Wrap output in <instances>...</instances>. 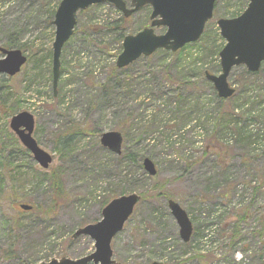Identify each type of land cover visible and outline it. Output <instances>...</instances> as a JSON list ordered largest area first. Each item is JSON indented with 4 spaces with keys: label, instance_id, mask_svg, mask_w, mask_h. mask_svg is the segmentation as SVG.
<instances>
[{
    "label": "rangeland",
    "instance_id": "rangeland-1",
    "mask_svg": "<svg viewBox=\"0 0 264 264\" xmlns=\"http://www.w3.org/2000/svg\"><path fill=\"white\" fill-rule=\"evenodd\" d=\"M60 2L0 0V48H7V42L15 39L28 58L17 76L0 80V147L4 148L5 159L9 156V164L0 168V250L7 251L15 240L11 248L15 255H1L0 264H38L93 253L91 238L72 239V235L101 220L103 202L132 193L144 198L124 230L112 240L117 264H264V170L259 158L263 155L258 152L263 147L252 145L251 140H240L234 133L239 128L233 125L229 127L231 131L217 132L218 126L224 127L230 119L219 123V100L212 85L201 78L192 80L199 83L198 91L193 93L194 101L185 102L193 116L184 122L165 97H159L162 92L155 87L159 80L153 83L148 73H157L162 63H168L164 55L154 54L152 59L140 58L130 70L141 76L143 87L122 100V108L134 115L138 128L136 138L123 151L125 157L135 153L141 166L144 158L151 159L157 175L149 177L138 165L120 163L100 144L101 135L119 122L111 107L104 109L100 86L108 84L122 47L115 39V31L93 36L98 43L105 41L106 50L88 45L84 37L92 33V28H104L111 22L126 29V35H134L149 26L151 10L142 9L127 23L120 22L122 13L110 4L79 12L78 37H72L62 50L61 75L54 96L52 46L56 29L52 22ZM247 5L245 0H220L204 39L191 51H185V63L199 59L203 71L220 73L219 52L226 42L217 21L240 15ZM156 32L163 33L161 29ZM229 83L236 95L223 104L227 115H234L235 121L245 122L254 134L264 138V102L255 105L248 100L255 97L257 103L262 101L264 65L254 76L248 75L244 67L234 68ZM199 95L210 112L208 123L199 115L195 100ZM249 109L254 110L241 115ZM21 112L34 116V138L53 156L47 170L34 161L10 129L11 117ZM66 123L77 127L87 123L93 128L89 136L67 152L58 140ZM250 151L256 154L250 156ZM55 170L61 177L62 197L57 196L53 180H49ZM254 198L257 202L245 222L241 218L249 204L246 200ZM168 199L179 203L193 222L188 244L179 237ZM20 205L34 209L26 212ZM235 228L238 234L233 236ZM9 233L14 238L10 242Z\"/></svg>",
    "mask_w": 264,
    "mask_h": 264
},
{
    "label": "water",
    "instance_id": "water-1",
    "mask_svg": "<svg viewBox=\"0 0 264 264\" xmlns=\"http://www.w3.org/2000/svg\"><path fill=\"white\" fill-rule=\"evenodd\" d=\"M217 0H131V8L123 0H61L55 13L52 25L55 26L53 43V88L57 93L61 74V53L64 45L74 34L77 23L76 14L93 5L109 3L129 18L146 5L152 8L151 25L137 33L125 37L123 51L117 59L119 69L128 67L142 56L150 57L156 51L163 49L177 52L189 43L197 42L204 33L206 24L212 19ZM221 36L226 45L220 52L221 74L206 73V78L213 83L220 98L228 99L235 94L230 87L228 77L233 68L245 66L246 69L258 72L264 62V0H249L246 11L234 19L218 21ZM165 28L162 35L155 33V28ZM3 58L0 59V75L13 77L17 75L27 57L20 50L0 48ZM10 128L19 138L21 144L30 151L34 160L42 169L47 170L53 162V157L43 150L33 138L35 129L34 116L22 112L12 117ZM100 143L104 148L120 155L123 136L117 131L102 134ZM143 167L150 176L157 174L154 163L146 158ZM141 197L130 194L113 199L102 211V219L96 224H90L78 229L73 239L88 236L94 241L95 251L85 257L73 259L63 257L39 264H116L113 259L112 240L124 229V225L132 216ZM31 206L21 205L25 211ZM169 209L180 228V238L188 243L191 239L192 223L180 205L169 202ZM152 264H164L154 262Z\"/></svg>",
    "mask_w": 264,
    "mask_h": 264
},
{
    "label": "trees",
    "instance_id": "trees-1",
    "mask_svg": "<svg viewBox=\"0 0 264 264\" xmlns=\"http://www.w3.org/2000/svg\"><path fill=\"white\" fill-rule=\"evenodd\" d=\"M126 1L129 2L130 0H126ZM218 4H219V0L216 3V12L218 9ZM94 7H97V6H94ZM146 9L150 10L149 7H147ZM120 20H121L120 22H122V23L128 22L127 19H125L124 17L121 18ZM105 26L106 27H104V28H98V27L92 28V33H90V35L84 37V42L87 43L88 45H91V46H97L100 50H106V48L103 47V45H106L105 41H101L98 43L95 40L96 37H93V36L98 35L100 32L107 34V33H109L108 30H110V31H115V34H116L115 39L120 43V45H122L123 39L126 35L125 34L126 29L125 30L122 29L115 22H111L109 24L107 23V25H105ZM78 30L79 29L76 26L75 35L73 36L72 40L74 38L78 37V34H77ZM204 35H205V33L203 34L202 39H204ZM68 45H69V43L64 47V49ZM195 46H196V44L187 45L185 48L178 51L177 53H171V52L163 51V50L156 52L155 54L164 55L166 57L165 62L168 61V63L167 64L162 63L160 65L161 70L157 73L153 72V70L148 71L150 77H152L153 83H156L155 81L159 80V81H157V83H158L157 86L155 84V87L159 91L162 92L161 95H159V97H161V98L165 97L167 102H169L173 106V108H175L176 114L178 116H180L181 119L183 118L182 120L184 122L186 120H189L193 116V113H191V110L188 111L187 108L185 107V102L187 100H189L191 102L193 100V93L198 91V84L199 83H196L197 81L193 82L192 81L193 78L194 79L195 78L204 79L203 81H205V84H208V82L204 78V72H205V71H203L204 67H203V65H201V66L199 65V63H200V61H198L199 59H195L193 63L192 62L191 63H185V60L187 59L184 56L185 51H191L193 48H195ZM7 48H9V49H16V48L20 49L18 46V42H16L15 39L7 42ZM49 58H50V55H49ZM148 60H150V59H148ZM148 60H145V61H148ZM65 63L66 62L63 60V64H65ZM137 63H138V61H137ZM137 63H134L132 66H130L126 69H122V70H118L116 67H113V69L111 70V73L109 75L108 84L104 83L100 86V89H101L100 98H101V101H103V103L105 104L104 109L111 107L114 110L113 114H114L115 118H117V120L119 121L118 124H116L114 126V129H112V130H117L123 134V136H124L123 147L127 146L128 142L129 143L131 142V139L134 137V132L136 130H138V128H136V125H135L136 119L134 118V115L129 110H127L125 112V110L122 108L123 107V103H122L123 101L122 100L126 99L128 96L130 97V93L134 92L135 89L143 87V85H142L143 82H142L141 76L138 77L136 73H130V70L132 68H134ZM192 67L194 68V70H192L193 72L190 70V68H192ZM148 69H150V68H148ZM174 70H175V72L177 71L176 74H174ZM210 72L213 73L212 71H210ZM247 74L252 75L250 73H247ZM175 76L176 77L178 76V78H176ZM0 80L5 81V80H9V79L0 78ZM135 82L137 83V85L135 84ZM168 82L171 83V86L169 88L167 87ZM146 84H147V82H146ZM174 85H175V87H174ZM254 99H255V97H250L248 100L252 101L255 105H261L264 102V94L262 95V101L259 102L260 104L257 103L256 101H254ZM195 100L197 101L198 110L201 111L199 113V115L203 118L205 117L204 123H208L207 120L211 119L208 116V114L210 113L208 111V108L206 107V105L201 100L200 95L198 97H196ZM224 102H226V101L219 100L218 106H220V109L217 111L218 112L217 118H218V120H220L219 121L220 124L225 123V118L226 119L228 118V120L229 119L230 120L228 123H226L224 125V127L218 126L219 129L217 130V132L220 130L228 131V130H230L229 127L231 125H233L236 128H239L237 130V132L235 130L234 133L237 134V136L240 138V140H248V141L251 140L252 145H254V144L261 145L263 148L260 149V151L258 150V152H262L260 155H263V156H259V155H257V156H259V158H261L262 168L264 170V138L260 137L258 135V133L254 134L252 132V130L250 129V125H245V122L239 123V122L235 121L234 115L232 116L229 114V116H228L226 108H225V106H223ZM253 110L254 109H249L248 111L242 113L241 115L242 116H244L245 114L248 115ZM220 113L224 114V115H221ZM263 117H264V114H263ZM91 129H93L91 124H87V123H86V125H84V126L80 125L79 127H77L75 124L70 125V124L66 123V125L63 128V132L60 133L59 138H58V140L62 146V149H64V151L67 152L71 148V146H75L83 138H85L86 136H89V134L91 133ZM144 129L147 130L146 127H144ZM215 129H217V127ZM248 129H250V131ZM145 130H143V131L141 130V131L144 133ZM245 130H248V131H245ZM217 132L214 133L213 136L216 137ZM245 132H247V133H245ZM255 137H256V139H255ZM134 138H136V137H134ZM103 150L106 153L113 155L110 152H108L107 150H105V149H103ZM65 152H64V154H65ZM255 152L256 151H250L247 153H249L250 156H253V154H256ZM113 156H115V155H113ZM0 157H1L0 168L1 167L6 168V166L9 164V156H8V158L5 159L3 147H0ZM115 158L117 160H119L120 163H124V161L125 162L128 161L134 165H138L140 169H143L140 161H137V155L135 153H131V155H129L128 157H125V153L123 151L121 155L115 156ZM0 176H2V173H0ZM49 180L50 181L53 180L52 182H53L54 187L56 189L57 196L62 197L64 193H63V186H62V182H61V177L59 175V171L55 170L53 172V174L51 175V177L49 178ZM136 183L138 184L137 181H136ZM142 198H144V196H142ZM256 200H257V198L246 200L247 202H249V204L244 207V208H246V210L243 212V217L241 218V220H244L246 222L249 219L248 212L250 210H252L254 202H257ZM107 204H108V201L103 202L102 208H104ZM243 209H241V210H243ZM237 234H238V229L235 228L233 230V236H235ZM7 238L9 239V242L11 240L12 241L14 240L12 233H9L7 235ZM261 239L263 240V242L261 243V248H262V252H264V236L261 237ZM14 244H15V240L11 244L12 247H14ZM12 247H10L7 251L1 249L0 250V253H1L0 256L1 255L5 256V257L14 256L15 250H12L11 249ZM263 259L264 258L261 257V260H263Z\"/></svg>",
    "mask_w": 264,
    "mask_h": 264
}]
</instances>
